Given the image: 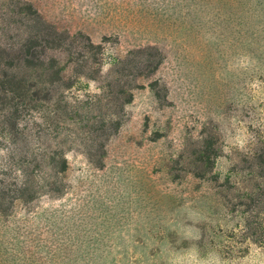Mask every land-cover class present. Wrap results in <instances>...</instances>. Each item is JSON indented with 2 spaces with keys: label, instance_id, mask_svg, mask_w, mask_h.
<instances>
[{
  "label": "rangeland",
  "instance_id": "rangeland-1",
  "mask_svg": "<svg viewBox=\"0 0 264 264\" xmlns=\"http://www.w3.org/2000/svg\"><path fill=\"white\" fill-rule=\"evenodd\" d=\"M27 29L71 115L43 138L53 107L26 112L31 148L131 100L101 165L75 147L38 172L63 193L0 212V264H264V0H0L4 42Z\"/></svg>",
  "mask_w": 264,
  "mask_h": 264
},
{
  "label": "trees",
  "instance_id": "trees-1",
  "mask_svg": "<svg viewBox=\"0 0 264 264\" xmlns=\"http://www.w3.org/2000/svg\"><path fill=\"white\" fill-rule=\"evenodd\" d=\"M16 35L11 43H5L0 35V144L4 140L11 146L6 150L7 164L0 165V172L1 175H9L14 170L18 175V179L11 183L0 179V212L9 211L15 201L30 203L43 196L63 193L58 183L49 178H39L38 172L65 173L68 169L66 153L75 147L82 148L89 162L101 165L107 140L121 128L122 122L117 117L123 105L131 100L129 95L125 101L118 99L114 110L107 116L89 115L81 128L84 136L81 142L61 138L53 150H34L24 122L26 112L49 111L53 107L50 114L39 118V121L51 124L43 138L52 137V133L58 138L63 117L71 116L61 101H56L66 69L57 59L46 56L47 50L60 47L51 34L27 29ZM44 40L49 43L47 48L41 43ZM35 126H40L39 122ZM257 160V165L264 169V151Z\"/></svg>",
  "mask_w": 264,
  "mask_h": 264
}]
</instances>
